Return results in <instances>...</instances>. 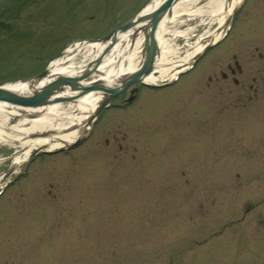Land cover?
Masks as SVG:
<instances>
[{"label": "rangeland", "instance_id": "rangeland-1", "mask_svg": "<svg viewBox=\"0 0 264 264\" xmlns=\"http://www.w3.org/2000/svg\"><path fill=\"white\" fill-rule=\"evenodd\" d=\"M38 1L16 21L15 0H0V22L10 24L0 83L38 73L71 40L105 34L144 0H82L62 34L47 23L69 16L66 0H48L51 13ZM263 14L264 0H248L229 37L190 74L142 87L134 104L119 107L127 89L82 146L32 161L0 198V264H264V114L232 110L206 88L233 54L247 63L262 43L264 54ZM217 24L190 25L189 42ZM27 28L40 41H15ZM175 44L182 39L164 48ZM27 48L33 53L22 56ZM14 148L0 144V177L16 170Z\"/></svg>", "mask_w": 264, "mask_h": 264}, {"label": "bare ground", "instance_id": "bare-ground-1", "mask_svg": "<svg viewBox=\"0 0 264 264\" xmlns=\"http://www.w3.org/2000/svg\"><path fill=\"white\" fill-rule=\"evenodd\" d=\"M241 1L147 0L139 12L140 17L133 21L132 29L130 28L124 33L120 31L115 35L106 36V40L101 43L76 42L73 49L70 47L61 59L51 63L50 72L52 75L56 73L75 75L76 83L82 86L91 81L92 77L97 78V76L103 80L101 82L106 88L125 81L128 79L127 74L137 68L143 34L151 36L152 18H160L161 14H164L158 30V40L161 35L165 36L163 39L173 35L175 38L181 37L183 44L168 45L165 50L161 46V54L156 63L158 75H150L145 82L157 84L171 81L175 74L187 67L205 45L212 44L221 35L222 28L230 14L234 12ZM213 22L218 23L214 30L209 28L195 42H189L195 28L208 27ZM190 25L196 27L192 29L189 28ZM181 27L186 29L180 31ZM136 30L142 32H135ZM132 37L136 38L134 43L131 42ZM159 44L162 45L161 42ZM77 57H79L78 64L80 66L73 63ZM100 65H102L101 74L98 75L95 67ZM89 69L93 72V76L85 78L82 72ZM90 71L87 73L89 74ZM44 81L37 86H41ZM9 87L14 91L26 90L29 87L32 90L39 89L25 81L12 83ZM72 91L67 89L66 93ZM75 93H77L75 95L80 94L77 91ZM101 96V94L93 93L83 96L80 102L77 101L75 104H54L45 108H36L37 110L27 109L22 115L23 119L20 124L11 127L9 121L14 116V110L9 105L0 103V144L7 143L15 147L12 161V166L16 169L15 172L20 169V166L22 167L35 149H56L67 146L81 137L87 130L88 121L94 116L93 113Z\"/></svg>", "mask_w": 264, "mask_h": 264}, {"label": "water", "instance_id": "water-1", "mask_svg": "<svg viewBox=\"0 0 264 264\" xmlns=\"http://www.w3.org/2000/svg\"><path fill=\"white\" fill-rule=\"evenodd\" d=\"M163 14H161L160 18H152L151 21V36H146V41H145V52H147L149 55L150 53L154 56V53L156 54L157 52V48H156V41H155V28H157V23L159 22V20L161 19ZM132 23L128 24L127 26H124L122 28H120L119 30H115L113 31L111 35H115L118 31L124 32L127 31L128 29L132 28ZM106 40L105 38L103 39V41ZM152 64V58L146 62L145 66L147 67L146 70L141 69L139 72H137L136 74H133L129 77H127L128 79H126L123 83L118 84V85H114L111 88H106L103 87L102 83L100 81H97L95 83H93L90 86L87 87H82L83 92L80 93L79 95H83L85 93H87L90 90H102L105 92L104 95V100L102 101L101 105L106 104L114 95H116L117 93H119L121 91V89H123L124 87H126L128 84H130L131 82H133L136 79H139L143 74H146L150 69ZM144 70V71H143ZM47 71H45L43 74L30 79V83H32V85L34 86L35 84H38L39 81H41L43 78L46 77ZM62 83H66V84H70L71 88L73 89L72 86L74 87H78L77 83H76V79L71 80V79H63ZM63 89L62 84H60V82L56 81V82H50L49 84L46 83L43 86H41L39 89H34L32 91L31 94L27 95L24 93H19L17 91H13L9 88H5L0 86V101L1 102H6L11 104L14 107H41V106H47L50 103L57 101V100H51L52 95L54 94L55 90ZM62 100V99H61Z\"/></svg>", "mask_w": 264, "mask_h": 264}]
</instances>
